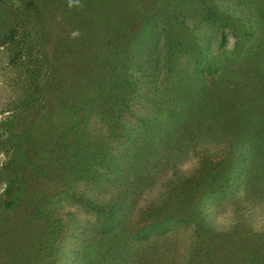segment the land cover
Returning a JSON list of instances; mask_svg holds the SVG:
<instances>
[{
  "label": "trees",
  "instance_id": "16d2710c",
  "mask_svg": "<svg viewBox=\"0 0 264 264\" xmlns=\"http://www.w3.org/2000/svg\"><path fill=\"white\" fill-rule=\"evenodd\" d=\"M74 3L78 20L88 23L78 10L82 3ZM129 4L132 16H124L119 28H87L77 34L79 45L68 48L42 18L29 23L16 17L9 40L27 31L18 57L33 104L45 100L36 123L57 121L49 130L57 134L41 139L37 149L34 141L12 148L11 166H41L45 190L17 191L15 198L6 191L4 212L21 206L30 237L21 254L0 264H264V224L255 227L248 213L234 225L212 227L211 221L212 206L228 189L241 187L243 203H258L264 195V110L255 108L260 99L250 94L242 104L240 95L249 89L241 83L234 92L238 104L228 108L226 57H219L227 69L215 79L208 32L180 27L195 13L213 26L230 23L239 31L252 24L262 32L264 0L249 8L244 0ZM260 54L239 62L243 68L251 61L262 65ZM92 115L104 131L82 127ZM197 148L198 162L182 171L181 158ZM78 182L98 183L110 194L78 192ZM68 199L80 200L95 219L80 224L62 205ZM59 208L65 221L55 219Z\"/></svg>",
  "mask_w": 264,
  "mask_h": 264
},
{
  "label": "rangeland",
  "instance_id": "374dc122",
  "mask_svg": "<svg viewBox=\"0 0 264 264\" xmlns=\"http://www.w3.org/2000/svg\"><path fill=\"white\" fill-rule=\"evenodd\" d=\"M74 1L0 0V262L2 261V263L10 256L21 254L24 251V247L26 248L24 240L30 237L29 234L24 232V227L22 226V220L27 214L25 212L22 213L21 206L16 207L15 212H4L6 211L3 209L7 200L6 191L11 189L13 198H15L17 191L19 193L22 192L23 196L27 192L45 190L43 186H40V179L38 178L41 166H36L38 168L36 170H34L35 167L32 169L24 166L23 163L17 164L16 167L11 166L12 148L20 142L26 143L28 141H34L31 148H36L37 143L41 139L49 138V140H52L57 134L54 132L55 134L52 136L49 133V130H52V125L56 124L57 121L44 123L43 120L36 123V120L41 119L39 104L45 100L35 105L33 104L31 98L34 93L31 91L27 80L22 59L18 57L20 44L28 37L27 31L21 29L17 38L9 40V34L16 26V17L21 14V20L29 23L31 19L37 21V19L42 18L47 23L45 24L46 28L56 32L57 38H61V45L68 48L69 44L79 45L80 41L77 34L82 33L85 29H98L101 32L107 31L106 33H108L112 24L119 28V22L124 16L126 18H129L130 15L132 16V13H130L132 9L129 4L132 0H79V3L82 4L78 10L83 11L87 17H90L88 23H85L79 21L76 17L78 15L74 12V9L78 3L76 4ZM142 1L144 0H136L138 6ZM232 1L234 0H227L229 3H232ZM257 1L261 0H244L246 3L245 7L249 8ZM237 2L240 3V0H237ZM143 3L147 6L146 2ZM20 6H22L21 9ZM141 7L143 8L142 5ZM85 19L80 18V20ZM180 27L196 29L200 33L208 32V35L204 37L208 46L207 55L210 58L207 61H210L213 65L212 72L216 75H213L215 79H219L217 77L224 74L223 72L227 69V67L219 65L221 63L219 57H226L225 61L228 63L230 74L226 76L225 82L231 91V94L229 93L228 108L234 109L235 105L238 104L236 102L238 100L234 99V92L241 83L245 87L244 89H249L248 93L243 92L244 94L240 95L243 97L242 104L244 105L246 100L250 101L249 98L251 96H255L257 97L256 99H260V102L255 103V108L263 111L264 76L262 77V75L264 74V64H253L254 62L251 61L250 67H245L244 65L243 68L241 62H239V60L244 61L243 58L246 54L251 58L252 52L253 60L255 56L261 55L260 53L264 54V31L261 32L262 26L258 29L257 25L251 24L247 26L246 30L239 29L238 31L230 23H224L223 25L222 23H217L213 26V24L200 19V15L193 13L185 21L182 20ZM142 30L146 31L147 29L142 28ZM59 35H62V37ZM184 56L187 60L188 56L186 54ZM261 59L264 62V59ZM230 78H234V83L229 82ZM249 94L250 97L248 96ZM82 127L90 129L91 132L94 130L104 131V125L100 123L95 115H92L91 120L82 125ZM27 129L28 131L24 132ZM21 135L25 136L21 137ZM202 145L204 143L200 142L197 147ZM200 152L201 150L197 148V150L187 151L184 154L179 163L182 171H190L194 168L193 165L198 162L197 156H199ZM36 157H39V155L34 156V161H36ZM39 162L37 161V164L36 162L35 164L38 165ZM168 171L166 174H169ZM34 174L37 176L36 179L32 177ZM165 178L166 175L161 180L164 181ZM162 181L157 185L155 191L162 187ZM54 187H56V184ZM75 187L78 192L85 191L100 197L110 194L109 188L98 183L78 182ZM241 189V187L240 189L237 187L228 189V194L221 196L218 203L212 206V227L220 228L221 226L234 225L243 213L250 214V217L254 220L253 225L255 227L260 228L264 224V195L259 199L258 203L253 200L248 201L249 204L243 203V198L241 196V198H238L241 194ZM17 203L22 204L21 201ZM140 203H143V201ZM62 205L66 207L73 217L80 221V224L85 222V220L95 219L93 215L87 216L85 214L83 205L78 199L62 201ZM59 211L60 208L56 209L55 219L57 221H60V219L65 221V212L63 215ZM16 217L15 222L11 223V220ZM2 229H5V233H2Z\"/></svg>",
  "mask_w": 264,
  "mask_h": 264
}]
</instances>
